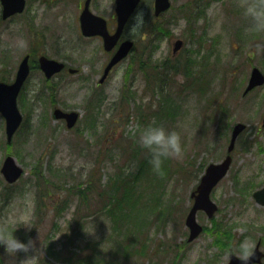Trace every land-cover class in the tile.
I'll return each instance as SVG.
<instances>
[{
  "label": "rangeland",
  "instance_id": "rangeland-1",
  "mask_svg": "<svg viewBox=\"0 0 264 264\" xmlns=\"http://www.w3.org/2000/svg\"><path fill=\"white\" fill-rule=\"evenodd\" d=\"M84 1L31 0L23 14L0 20V79L12 82L27 54L33 67L41 55H46L79 69L78 74L66 71L49 81L41 70L32 71L19 100L24 126L11 143L0 114V238L14 232L21 240L36 241L35 248L27 253L18 251L14 257L4 245L0 264L11 260L22 264L30 255L34 256L29 264H67L50 259L49 248L57 253L83 250L91 256L97 247L103 253V264L114 261V249L118 252L122 241L109 219L96 213V205L89 210L85 206L78 224V191L95 166L100 168L104 184L115 174L116 166L125 167L128 173L139 170L147 150L132 145L121 156L115 145L120 143L125 148L127 136L142 128L136 113L144 110L149 114L159 102H167L172 115L162 113L157 122L175 128L182 144V152L170 156L168 173L154 178L155 186L163 185V209H168L170 216L153 217L146 241L150 258L130 250V261L122 258L120 262L228 264L231 253L244 258L245 247L251 252L257 240L264 237V207L253 199V193L264 185V86L244 93L252 68L264 72V29H257L255 20L245 14V0L214 1L206 11L202 7L191 9L189 26L181 18L183 6L205 0H172L171 10L159 19L171 34L151 44L143 36L154 24L149 17L154 0H143V26L130 33L129 25L124 33L125 38L135 41L134 51L98 86L111 54L104 51L100 38L82 35L79 16ZM91 8L114 28L115 0H92ZM179 39L184 46L174 55V42ZM190 62L193 75L187 78L184 69ZM141 65L145 68L140 69ZM57 107L81 114L74 128L68 129L64 120L53 117ZM147 119L154 121L150 116ZM238 122L248 127L237 140L228 176L212 192L218 212L212 219L198 212L204 232L189 243L186 218L194 203L192 192L208 165L226 157ZM8 156L25 171L13 185L1 172ZM42 191L47 206L44 213ZM45 193L53 194L47 197ZM61 200L65 204L60 210ZM215 224L219 231L212 230ZM94 227L95 233L86 232ZM143 245H138V251ZM119 260L118 256L114 264Z\"/></svg>",
  "mask_w": 264,
  "mask_h": 264
},
{
  "label": "trees",
  "instance_id": "trees-1",
  "mask_svg": "<svg viewBox=\"0 0 264 264\" xmlns=\"http://www.w3.org/2000/svg\"><path fill=\"white\" fill-rule=\"evenodd\" d=\"M212 1L219 0H206L205 1V9L207 6L211 4ZM200 8L198 2L189 3L183 6L182 15L187 19V21L191 22V9L195 10ZM204 9V8H203ZM204 9V11H205ZM153 29L147 31V35L154 36L158 34L159 38L164 34H169V29L166 27L164 22H156ZM146 65V64H145ZM193 62H190L185 70V76L190 78L193 75L192 70ZM167 63H163V67L166 68ZM145 67L141 65L140 69H144ZM6 80V78H1L0 80ZM199 83L198 80L195 82ZM123 97V95H122ZM124 98V97H123ZM123 105V102H121ZM131 104V102H129ZM167 102H159L158 107L149 112H145L144 110L136 113L140 118L141 126H145L152 122H157L158 117L165 113V115H172L171 109L166 108ZM144 108L145 106H140ZM147 116L153 117V120L147 119ZM130 116L127 117V121H129ZM24 126V123H23ZM139 131L132 135L127 136L128 143L125 148L121 146L122 144H114L116 150H119L124 156L127 152L128 147L136 145V148L140 151H145L147 149L140 146L138 142ZM124 139V136L121 137ZM130 144V145H129ZM129 145V146H128ZM112 151V150H111ZM111 153L107 155L110 157ZM136 159L139 160V153L136 155ZM171 158L167 157L164 159L162 164V168L160 171L154 170L151 172L149 165V154L147 151L146 157L141 160V165H139V170H135L133 172H127L125 167L116 166V172L109 178V181L104 184L101 181L102 173L98 166H95L88 175L87 182L85 185H82L83 188L79 189L78 193L81 196V201L78 204L77 210L75 212V220L78 221L81 216L84 214L85 206L87 205L88 210L92 208V206L96 205V213L100 216L109 219L113 230L117 233L118 240L122 241L123 246L118 249H114V254L112 256L110 264H114L117 262L118 256L120 260L117 264H124V262H120L122 258L126 260L128 263L130 261V257L128 258L127 254L130 250H135V252L139 255V257H147L150 256L146 253L147 246L146 241L149 239V234L151 232L153 217L161 216L165 219L167 216H170V212L168 209H163V195L161 193V189L163 188L162 184H157L155 186V180L157 174L163 173L167 174L169 169L167 164L171 163ZM150 169V170H149ZM41 173V168L37 169ZM40 174H37L38 183L41 182ZM154 176V177H153ZM47 197L52 196L51 193H45ZM40 199L44 207L42 208V213L45 212L47 206L44 201V191L40 193ZM65 202L63 200L60 201L59 209L61 210L64 207ZM56 208L58 206L55 205ZM166 211V212H165ZM80 223V220L78 224ZM219 231V225L215 224L212 230ZM114 232V233H115ZM143 245L140 251H138V245ZM67 248V247H66ZM76 251V250H75ZM72 252L68 251V249H64L60 252H53L52 248L47 249V254L50 259L55 260L57 263H67V264H103L105 261L101 255L102 252L97 251V247L94 248V253L89 256L82 252ZM104 258H106L104 256Z\"/></svg>",
  "mask_w": 264,
  "mask_h": 264
},
{
  "label": "water",
  "instance_id": "water-1",
  "mask_svg": "<svg viewBox=\"0 0 264 264\" xmlns=\"http://www.w3.org/2000/svg\"><path fill=\"white\" fill-rule=\"evenodd\" d=\"M140 2L141 0H116L117 27L115 33L110 34L107 27V21L90 11V0H88L85 4V9L80 16L83 35L86 37L101 36L103 38L105 50L112 51L118 44L126 25L130 19H132ZM1 4V17L3 20H7L16 14L24 12L26 0H1ZM170 6V0H155V16L159 17L167 11ZM182 46L183 42L178 40L175 43L174 53H177ZM133 47L134 42L132 40H125L120 44L105 69L101 83L105 81L110 71L116 64L128 57ZM29 59L30 57L27 55L20 63L15 81L13 83L7 84L5 82H0V112L6 120L8 143L12 142L14 135L23 122V114L19 109L17 99L31 72ZM39 66L44 72L46 78L51 79L57 73L62 72L66 65L63 62L42 56L39 59ZM70 72L74 73L75 70L71 69ZM262 84H264V75L258 68H254L246 92H249L256 86H260ZM53 117L58 120H65L67 128L72 129L76 126L80 118V114L77 111L67 112L60 108H56L53 111ZM245 129L246 125L243 123L235 125L228 147V156L220 163H213L208 166L200 184L192 194L195 202L186 218V226L190 229L189 242L194 241L203 231V227L197 221L198 212L202 210L207 213L209 218H213L215 213L218 211V206L212 201L211 194L215 187L227 176L232 163L231 153L235 149L236 141L239 135ZM1 172L5 180L12 185L22 177L24 169L17 163L15 158L8 156L3 164ZM254 197L258 204L264 206V188L261 191L256 192ZM1 245L2 243H0V247ZM253 261V258H248L247 264H251ZM229 264H245V259H241L235 254H231Z\"/></svg>",
  "mask_w": 264,
  "mask_h": 264
},
{
  "label": "clouds",
  "instance_id": "clouds-1",
  "mask_svg": "<svg viewBox=\"0 0 264 264\" xmlns=\"http://www.w3.org/2000/svg\"><path fill=\"white\" fill-rule=\"evenodd\" d=\"M245 4V14L255 20L257 29H264V0H245ZM144 22V10L139 9L133 15L129 27L130 33L142 27ZM138 142L143 148L147 149L149 163L157 171L161 170L165 158L179 155L182 152L180 133L175 128H168L159 122H152L143 126L139 130ZM86 232L95 233V227L93 231ZM0 243L6 246V251L13 257L18 251L22 250L27 253L30 249L36 247L35 240L32 238L27 241L21 240L14 235V232L10 237L0 238ZM31 256L34 255H30L21 261L22 264H29ZM244 256L245 264H247V259L250 256V249L247 247H245ZM9 264H15V261L11 260Z\"/></svg>",
  "mask_w": 264,
  "mask_h": 264
},
{
  "label": "flooded vegetation",
  "instance_id": "flooded-vegetation-1",
  "mask_svg": "<svg viewBox=\"0 0 264 264\" xmlns=\"http://www.w3.org/2000/svg\"><path fill=\"white\" fill-rule=\"evenodd\" d=\"M30 1L31 0H26V4H28V2H30ZM37 1H44V0H37ZM78 73H79V70L76 74H78ZM98 86H99V84H98ZM262 187H264V185ZM253 199H254V196H253ZM249 257L254 259L253 263H251V264H264V237L259 238L257 240L256 245H255L254 249L250 252Z\"/></svg>",
  "mask_w": 264,
  "mask_h": 264
}]
</instances>
